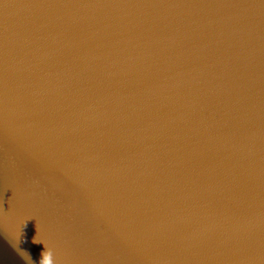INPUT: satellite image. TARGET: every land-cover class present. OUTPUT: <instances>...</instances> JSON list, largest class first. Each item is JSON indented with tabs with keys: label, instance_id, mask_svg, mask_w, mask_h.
Listing matches in <instances>:
<instances>
[{
	"label": "water",
	"instance_id": "1",
	"mask_svg": "<svg viewBox=\"0 0 264 264\" xmlns=\"http://www.w3.org/2000/svg\"><path fill=\"white\" fill-rule=\"evenodd\" d=\"M264 264V0H0V264Z\"/></svg>",
	"mask_w": 264,
	"mask_h": 264
},
{
	"label": "clouds",
	"instance_id": "2",
	"mask_svg": "<svg viewBox=\"0 0 264 264\" xmlns=\"http://www.w3.org/2000/svg\"><path fill=\"white\" fill-rule=\"evenodd\" d=\"M41 264H55L52 251H48L47 255L43 257Z\"/></svg>",
	"mask_w": 264,
	"mask_h": 264
}]
</instances>
